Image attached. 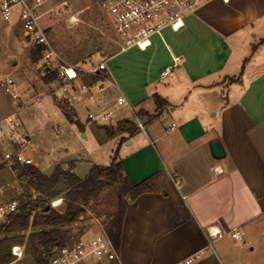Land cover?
Segmentation results:
<instances>
[{"label":"crops","instance_id":"1","mask_svg":"<svg viewBox=\"0 0 264 264\" xmlns=\"http://www.w3.org/2000/svg\"><path fill=\"white\" fill-rule=\"evenodd\" d=\"M13 15L12 41L26 40L20 8ZM32 56L28 48L22 72L38 90ZM174 57L181 58L175 76L163 82L160 72ZM109 67L145 122L141 129L123 116L110 124L113 154L133 183L152 178L153 190L131 199L115 184L112 211L82 236L97 227L121 264H177L200 250L192 264H264V0H212L181 29L114 55ZM155 94L166 103L158 106ZM112 105L109 92L98 112ZM214 140L223 158L213 156ZM33 150L25 156L40 168ZM210 225L224 233L212 246ZM235 228L242 240L232 237Z\"/></svg>","mask_w":264,"mask_h":264},{"label":"rangeland","instance_id":"2","mask_svg":"<svg viewBox=\"0 0 264 264\" xmlns=\"http://www.w3.org/2000/svg\"><path fill=\"white\" fill-rule=\"evenodd\" d=\"M61 1L45 0L37 9L51 43L68 63L78 64L86 57H93L98 62L117 52L114 28L95 0H71V6L67 9L57 7ZM18 8H14V13ZM72 13L78 16V22L71 23L68 20ZM16 17L13 15L10 20L5 21L0 14V113L16 115L19 131L26 133L34 145L32 161L37 162L46 172H51L57 166L67 165L66 168H71L78 176L85 177L94 165L110 164L113 150L117 149L118 143L114 137L108 135V126L123 116L131 119L137 126L135 114L128 106H123L115 108L109 122H95L88 114L90 111L98 112L100 109L97 105H104V102L96 103L86 97L72 104L59 101L60 90L51 88L49 83L45 84L41 79L43 70L39 56L37 59L32 56L33 51L22 37L20 41H12L11 34L16 30ZM28 48L32 56V62H28L34 69L38 90L33 88L22 72L27 69L24 56ZM101 49H105L106 53L102 54ZM119 59L117 57L112 62ZM16 61L17 71L14 68ZM8 78L14 79L17 84L21 107L5 93L1 85ZM116 79L125 93L123 83ZM116 95L114 92V97ZM140 119L144 122L143 118ZM3 143V146L0 143V202L8 203L18 200L24 189L18 179V172L4 163L7 144ZM27 153L29 152H26V155ZM114 200L113 186L106 188L97 201L86 207L84 214L77 221L64 227L70 240L85 234L90 227L102 222L112 211ZM30 231H27V234ZM92 232L96 235L102 233L97 227ZM29 263V259H22L16 264Z\"/></svg>","mask_w":264,"mask_h":264},{"label":"built area","instance_id":"3","mask_svg":"<svg viewBox=\"0 0 264 264\" xmlns=\"http://www.w3.org/2000/svg\"><path fill=\"white\" fill-rule=\"evenodd\" d=\"M102 11L109 17L116 35L118 50L96 62L93 57H86L78 64L68 63L51 43L47 29L43 26L38 11V6L45 0H2L1 15L5 21L11 19L14 8H20L21 30L32 51L39 56L43 76L55 74L56 78L49 82L51 88L60 90L59 101L70 103L80 101L84 97L96 103L105 102L107 95L117 93L114 97V106L105 108L101 112L90 111L88 116L95 122L107 123L111 120L115 108L132 104L116 77L109 67V60L116 54L133 47L147 48L154 36H162L168 28L179 30L185 25L186 18L199 10L212 0H95ZM228 2L229 0H223ZM71 0H62L57 7L67 9ZM60 9V8H59ZM76 23L79 18L72 13L68 19ZM180 57L173 58V64L160 72L163 82L171 81L175 76V67L179 64ZM88 78V80H86ZM5 93L9 94L14 102L20 103L17 84L8 78L2 84ZM21 107L22 105L19 104ZM136 121L141 129L144 122L136 116ZM176 126L172 123L171 128ZM7 144L4 153V163L12 166L15 163L27 164L25 153L33 143L29 136L22 134L17 125L16 115L10 114L0 118V139ZM62 198L51 201L52 206L62 203ZM18 207V200L8 203L0 202V221H8V215ZM208 245L222 238L224 233L216 225L206 228ZM232 237L242 240L239 228L232 231ZM205 250H200L177 264H192ZM12 261L0 264H16L25 256L22 244L11 247ZM47 264H121L118 255L109 239L104 234L92 237L82 235L72 238L66 244L56 247L49 255Z\"/></svg>","mask_w":264,"mask_h":264},{"label":"trees","instance_id":"4","mask_svg":"<svg viewBox=\"0 0 264 264\" xmlns=\"http://www.w3.org/2000/svg\"><path fill=\"white\" fill-rule=\"evenodd\" d=\"M37 56L33 51V57L37 59ZM55 78L54 73L42 76L45 84ZM155 100L158 106L166 103L158 94ZM63 110L70 115L66 108ZM12 168L18 172L24 190L8 221H0V263L12 261L11 247L22 244L23 259H29V264H47L50 253L70 241L64 227L77 221L108 187L120 183L123 194L131 199L153 190L152 178L133 183L117 154L109 165H94L85 177L62 166L55 167L51 173L43 172L32 163H15ZM58 198L63 199L62 203L52 206L51 201Z\"/></svg>","mask_w":264,"mask_h":264},{"label":"water","instance_id":"5","mask_svg":"<svg viewBox=\"0 0 264 264\" xmlns=\"http://www.w3.org/2000/svg\"><path fill=\"white\" fill-rule=\"evenodd\" d=\"M211 151L213 156L217 159L223 158L225 156V150L220 140H214L211 143Z\"/></svg>","mask_w":264,"mask_h":264}]
</instances>
